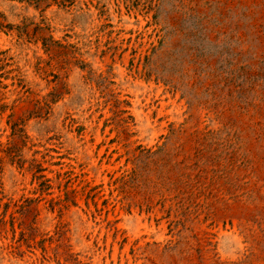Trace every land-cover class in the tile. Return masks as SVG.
<instances>
[{"label": "rangeland", "instance_id": "rangeland-1", "mask_svg": "<svg viewBox=\"0 0 264 264\" xmlns=\"http://www.w3.org/2000/svg\"><path fill=\"white\" fill-rule=\"evenodd\" d=\"M263 165L264 0H0V264H264Z\"/></svg>", "mask_w": 264, "mask_h": 264}, {"label": "bare ground", "instance_id": "bare-ground-1", "mask_svg": "<svg viewBox=\"0 0 264 264\" xmlns=\"http://www.w3.org/2000/svg\"><path fill=\"white\" fill-rule=\"evenodd\" d=\"M164 109H165V108H164ZM263 166H264V165H263ZM262 169H263V168H262ZM256 229H257V228H256ZM263 259H264V258H263ZM258 261H259V260H258ZM263 262H264V261H263ZM258 263H259V262H258ZM258 263H257V264H258ZM261 264H263V263H261Z\"/></svg>", "mask_w": 264, "mask_h": 264}]
</instances>
